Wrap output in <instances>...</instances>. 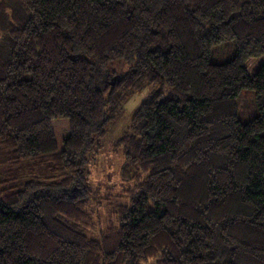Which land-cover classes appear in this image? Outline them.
<instances>
[{"label":"trees","instance_id":"16d2710c","mask_svg":"<svg viewBox=\"0 0 264 264\" xmlns=\"http://www.w3.org/2000/svg\"><path fill=\"white\" fill-rule=\"evenodd\" d=\"M0 31V148L59 173L0 194V264H264V0H0ZM146 87L97 227L87 154Z\"/></svg>","mask_w":264,"mask_h":264},{"label":"rangeland","instance_id":"374dc122","mask_svg":"<svg viewBox=\"0 0 264 264\" xmlns=\"http://www.w3.org/2000/svg\"><path fill=\"white\" fill-rule=\"evenodd\" d=\"M3 34L0 31V41ZM235 43L226 40L212 48L211 61L223 63L233 57ZM149 87L141 91L132 92L126 99L123 107L110 123L107 133L99 139L88 152L86 173H88L89 185L92 194L89 199L88 212L92 214L97 227L107 226L114 205L113 200L123 195L128 186L140 183L143 174L134 176L130 167L126 168L122 148L116 147L114 142L123 133L134 109L140 104L148 92ZM238 118L246 123L258 114L256 95L253 90L243 89L237 96ZM126 171H125V170ZM59 173L55 171L48 162L39 160H22L12 157L5 149L0 148V194H11L21 186L30 181L50 182L58 178ZM147 264H153L149 260Z\"/></svg>","mask_w":264,"mask_h":264}]
</instances>
